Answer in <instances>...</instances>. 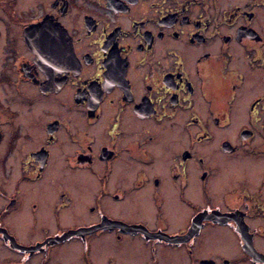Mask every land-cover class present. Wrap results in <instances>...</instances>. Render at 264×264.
Segmentation results:
<instances>
[{"label":"flooded vegetation","instance_id":"1","mask_svg":"<svg viewBox=\"0 0 264 264\" xmlns=\"http://www.w3.org/2000/svg\"><path fill=\"white\" fill-rule=\"evenodd\" d=\"M0 264H264V0H0Z\"/></svg>","mask_w":264,"mask_h":264},{"label":"rangeland","instance_id":"2","mask_svg":"<svg viewBox=\"0 0 264 264\" xmlns=\"http://www.w3.org/2000/svg\"><path fill=\"white\" fill-rule=\"evenodd\" d=\"M7 253V252H6ZM0 250V261H3L8 255ZM9 257V256H8Z\"/></svg>","mask_w":264,"mask_h":264}]
</instances>
